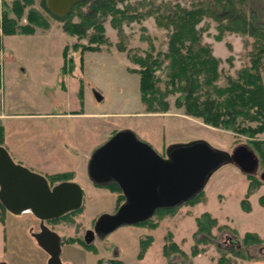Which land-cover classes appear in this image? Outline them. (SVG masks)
I'll use <instances>...</instances> for the list:
<instances>
[{"label":"rangeland","instance_id":"1","mask_svg":"<svg viewBox=\"0 0 264 264\" xmlns=\"http://www.w3.org/2000/svg\"><path fill=\"white\" fill-rule=\"evenodd\" d=\"M172 1L192 5V0ZM13 2L0 0L3 28L0 83L4 80V72L15 68L18 80L15 79L11 92L18 95L19 110L79 113L62 118L32 115L12 119L8 124L9 132L2 123L5 128L3 145L15 161L46 176L67 172L84 189L83 207L73 216L74 223L68 220L49 223V227L63 238V264H98L100 260L109 262L112 259L125 260L127 264H219L224 254L220 248L235 247L233 239H242L246 234L264 239V183L255 186L252 178L236 164L226 163L209 178L202 192L206 200L185 202L173 212L155 215L151 225L121 226L104 238L96 236L92 248L85 246L81 240L84 241L86 232L93 229L99 215L115 211L125 199L111 186L95 183L87 171L93 151L117 130H135L141 139L150 142L162 154L172 143L199 138L231 151L241 142L249 143L248 135L187 113L175 104L176 94L170 95L171 104L165 109L151 110L143 102L141 65L131 56L145 54L152 49V43L156 48H167L169 29L159 24L155 16L125 21L121 32L112 24L111 16L106 17V37L93 41L90 35L99 31L96 26L90 27L85 35L65 30L64 20L49 13L42 0H33L31 5L47 18V25L36 24L33 31L24 28L8 33L4 21L6 11L10 18L16 19L18 29L30 23L27 15L17 16ZM31 5L25 7L26 12ZM119 6L124 7L122 3ZM87 7L88 3L82 6L83 9ZM78 13V9L73 13L74 20L81 19ZM200 24L207 28L205 40L213 44L215 54L222 58L223 75L219 82L224 84L227 74L235 76L240 67L249 64L254 38L226 30L223 38L218 39L219 22L213 16H205ZM35 31L40 35H24ZM6 35H12L6 37V47L14 45V55L8 50L4 52ZM262 74L264 79V69ZM19 83L27 89L18 87ZM7 135L9 141L5 144ZM259 137L264 139V131ZM262 170L264 164L260 161L259 171L254 175L260 177ZM206 211L215 216L218 226L213 229L214 241L201 244L205 250L194 256L193 246L203 235L197 233V218ZM1 224L7 228V250L0 264H48L49 255L35 236L40 227L32 211L9 212ZM155 224L156 227L152 226ZM142 240L148 242V247L140 258ZM171 242L180 249L173 250L169 246ZM244 249L249 258L232 252L224 256L233 264H264V246L250 245Z\"/></svg>","mask_w":264,"mask_h":264},{"label":"trees","instance_id":"2","mask_svg":"<svg viewBox=\"0 0 264 264\" xmlns=\"http://www.w3.org/2000/svg\"><path fill=\"white\" fill-rule=\"evenodd\" d=\"M33 0H14L13 10L17 16L27 15L30 23L17 28L15 18H10L5 12V30L8 33L16 30L33 31L34 25H47V18L34 5ZM88 3L87 9L82 6ZM122 3L124 7L119 6ZM31 5L28 11L25 7ZM43 7L55 17L64 20V29L80 35L87 34L90 27L96 26L98 32L90 35L91 40H103L105 36L104 20L111 16L112 24L123 31V23L133 20H142L147 16H155L157 22L168 30L167 48H156L152 43L150 50L145 54H134L131 58L141 65L140 88L143 102L151 110L168 108L171 104L170 95H175V104L183 107L191 115L202 117L206 122L222 126L248 135V142L264 164V139L259 133L264 131V0H192V5H184L180 1L156 0H85L77 3L67 14L57 15L47 6V0H42ZM78 9L80 20L73 19V13ZM213 16L219 22L217 38H223L226 30L240 32L252 36V49L249 64L240 67L237 74L226 75V82L221 84L223 71L222 58L215 54L214 46L205 40L204 25L200 23L205 16ZM121 48H124L121 45ZM162 74V75H161ZM1 84V83H0ZM253 122H255L253 124ZM5 128L0 123V143H4ZM255 186L264 183L259 176L248 174ZM53 185L62 180L73 179L67 172L47 174ZM120 192V197L125 198L119 184H107ZM203 191L189 199L194 203L203 198ZM80 208L71 210L61 218L50 220L59 222L68 220L74 223L73 216L80 212ZM177 206L159 208L151 219L137 225H151L155 215L173 212ZM10 211L0 200V223L5 221ZM198 234L193 246L192 254L199 255L204 247L214 241L213 229L218 226L215 216L209 211L204 212L199 218ZM154 224V223H153ZM152 226H157L152 225ZM234 237L236 234L231 232ZM197 234V235H198ZM205 235V236H204ZM235 247L224 249L223 257L219 264H233L231 259L225 257L227 252L237 256L248 257L244 248L250 245L264 246V239L255 234H246ZM85 246L92 248L93 244ZM173 250L180 249L175 242L169 245ZM148 242L141 241L140 258L146 253ZM249 258V257H248ZM98 264H124L123 261L112 259L109 262L100 260Z\"/></svg>","mask_w":264,"mask_h":264},{"label":"water","instance_id":"3","mask_svg":"<svg viewBox=\"0 0 264 264\" xmlns=\"http://www.w3.org/2000/svg\"><path fill=\"white\" fill-rule=\"evenodd\" d=\"M81 1L85 0H47V6L62 16ZM226 163L236 164L246 174H257L260 157L247 142L229 151L203 138L172 143L164 155L135 130H117L93 151L87 171L97 184L117 182L125 199L115 211L99 215L94 228L86 232L85 242L91 244L95 236L104 238L121 226L147 221L159 208L185 203L203 191L211 175ZM260 177L264 180V170ZM0 200L12 213L32 211L37 216L40 231L35 236L49 255L48 264H63L62 237L46 221L80 208L82 185L73 179L52 185L45 174L15 161L0 143Z\"/></svg>","mask_w":264,"mask_h":264},{"label":"crops","instance_id":"4","mask_svg":"<svg viewBox=\"0 0 264 264\" xmlns=\"http://www.w3.org/2000/svg\"><path fill=\"white\" fill-rule=\"evenodd\" d=\"M37 31H35L34 33H28V34H24V35H40V33H36ZM15 35V34H14ZM12 35H6L4 40V52L5 51H9V54L14 55L16 53V48L14 45L9 44L8 47L6 44V37H9ZM6 56V55H5ZM2 57V54L0 52V59ZM1 62V60H0ZM23 64L25 65L24 70L27 71L26 68H28L26 66V64L23 62ZM5 65H6V60H5ZM18 71L15 68H11L9 69V71L6 73L4 72V80L3 82L0 84V123H3L6 127L7 132H9V122L12 119H20V118H25L27 116H36V115H43V116H48V117H65V116H72V115H79L78 112H73V111H68L66 112L65 110L61 111V110H57V111H52V112H47V113H38L36 111H21L19 110V107H17L18 104V95L17 93L15 94L14 92H11L12 89V85L15 83V79H17L16 75H17ZM18 80V79H17ZM24 82V81H23ZM25 85V83H24ZM18 87H20L23 90H26V86L23 87L21 83L18 84ZM21 93V92H18ZM18 104V105H17ZM81 111V109L79 110ZM60 112H64L63 114H61ZM92 114H94L93 112H91ZM91 114V115H92ZM9 135H7L5 144H7L9 141L8 138ZM232 242L235 244L236 243V239H233ZM6 250H7V228L5 227V225L0 223V263L1 261L5 258L6 256ZM124 262V264H127L125 260H122ZM63 263V262H62Z\"/></svg>","mask_w":264,"mask_h":264},{"label":"flooded vegetation","instance_id":"5","mask_svg":"<svg viewBox=\"0 0 264 264\" xmlns=\"http://www.w3.org/2000/svg\"><path fill=\"white\" fill-rule=\"evenodd\" d=\"M166 154V153H165ZM164 154V155H165ZM38 219V218H37ZM38 222H39V226H40V220L38 219ZM49 223H51L50 222V220H48V221H46V224L49 226ZM94 228V227H93ZM96 237V236H95ZM85 241V240H84ZM86 243V242H85ZM62 244H63V238H62ZM87 244V243H86Z\"/></svg>","mask_w":264,"mask_h":264},{"label":"built area","instance_id":"6","mask_svg":"<svg viewBox=\"0 0 264 264\" xmlns=\"http://www.w3.org/2000/svg\"><path fill=\"white\" fill-rule=\"evenodd\" d=\"M3 28H2V21H1V16H0V34L2 33Z\"/></svg>","mask_w":264,"mask_h":264}]
</instances>
